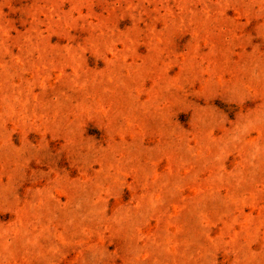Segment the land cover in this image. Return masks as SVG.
<instances>
[{
    "label": "rangeland",
    "instance_id": "374dc122",
    "mask_svg": "<svg viewBox=\"0 0 264 264\" xmlns=\"http://www.w3.org/2000/svg\"><path fill=\"white\" fill-rule=\"evenodd\" d=\"M0 264H264V0H0Z\"/></svg>",
    "mask_w": 264,
    "mask_h": 264
}]
</instances>
